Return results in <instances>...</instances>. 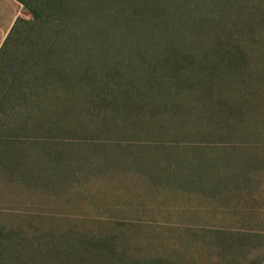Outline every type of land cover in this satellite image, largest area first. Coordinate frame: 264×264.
Instances as JSON below:
<instances>
[{"label": "rangeland", "instance_id": "obj_1", "mask_svg": "<svg viewBox=\"0 0 264 264\" xmlns=\"http://www.w3.org/2000/svg\"><path fill=\"white\" fill-rule=\"evenodd\" d=\"M94 1L73 2L69 16L84 18L59 37L57 20L34 22L16 0H0L3 263L264 264V215L257 230L163 231L81 206L93 172L124 164L108 152L135 148V126L242 128L253 145L238 150L264 153V0H147L164 11L161 24H127L119 0L99 16ZM52 40L67 45L57 67L69 74L90 70L93 52L97 82L60 87L29 70L15 79L19 53Z\"/></svg>", "mask_w": 264, "mask_h": 264}, {"label": "crops", "instance_id": "obj_2", "mask_svg": "<svg viewBox=\"0 0 264 264\" xmlns=\"http://www.w3.org/2000/svg\"><path fill=\"white\" fill-rule=\"evenodd\" d=\"M242 130L135 126V148L108 152L124 164L93 172L81 206L155 230L261 229L264 153L239 151L253 145Z\"/></svg>", "mask_w": 264, "mask_h": 264}, {"label": "trees", "instance_id": "obj_3", "mask_svg": "<svg viewBox=\"0 0 264 264\" xmlns=\"http://www.w3.org/2000/svg\"><path fill=\"white\" fill-rule=\"evenodd\" d=\"M17 1L22 4L23 8H25L28 12L31 13L34 22L50 23V22H54L57 20L58 26L56 28L58 29L55 32L57 33V35H59V37L60 35L62 36L67 33H72L69 30V28L73 31V24L75 25L78 24L80 19L84 18L83 15L80 17L78 13L71 14V16L73 15L72 16L73 19H71V16H69L70 13L68 11L74 10L73 2L75 0H42L44 6L49 7V9L51 10L53 9L50 13H46L45 15L42 13V10L36 6L35 1L33 0H17ZM107 1L108 0H95L94 1V4H93L94 9L96 6V9L99 11V16H102V17L105 16L106 14L105 6H106ZM119 1L121 4L120 8H122L124 18L126 19L125 22L127 24L128 22L130 23V21H134V20L144 21L146 18L152 20L154 24L158 22L160 24L164 23V18H165L164 11L160 9L159 7H152V9L150 10L146 9L147 0H119ZM153 1L156 2V0H153ZM65 11L67 12L65 13ZM55 12L57 13V15ZM61 13L63 14L65 13V15L68 18L64 19L62 17L63 14ZM129 27L130 26H127L126 28H129ZM96 35H99V33H97ZM56 39L58 38L56 37ZM71 40L75 41L74 43L77 44V42L79 41V37L75 34V36H71ZM36 46L28 47L29 49H23V52L19 53V54H23L24 58L21 59V63L20 61H18V65H17L18 70L17 71L15 70L16 72L14 73V76L16 77L15 79L18 80L21 77V70H24L27 73L29 71L31 72L33 81L44 79V78L50 79L52 81H58V84L60 82V87L68 86L72 81L74 82L78 81L79 83H84V84L89 83V85H93L97 82L98 79L95 78L97 71H95L94 68H91L97 62L93 52L91 53L90 51H88V53L90 54L88 56L89 61L87 63L88 64L87 67H90V70L86 69L83 73L76 71V72L69 74L65 72L64 70H61V68L57 67L59 65L57 63V61L59 60V56L61 54L67 53V51L63 50L64 48H66L67 45H64L65 47H61L60 49L57 47L56 43L52 40L50 43L47 44V46H45L47 47L46 49L44 48L43 50V48L39 47L40 48L39 53L37 51ZM74 50L75 52H77V55L81 53L82 54L85 53L81 48L80 49L78 48V45H75ZM34 52L37 53L40 58V59L38 58V61L40 60V62L37 65H35L36 61H34ZM102 53H103L102 49L100 50L99 48L97 55L100 56ZM40 56H43L45 58L43 57L41 58ZM14 60L15 59H13L12 62H14ZM24 62L28 64L25 68H23ZM91 71L94 73V75L90 73ZM17 80L15 81L17 82ZM11 84L15 85L13 84V82ZM94 91L96 92L95 95L97 96V95H100V92L103 91V89L100 88L99 90H97V87H96ZM3 262H4V258L0 256V264H4ZM5 264H7V262Z\"/></svg>", "mask_w": 264, "mask_h": 264}]
</instances>
